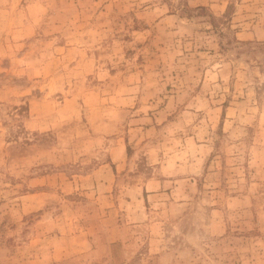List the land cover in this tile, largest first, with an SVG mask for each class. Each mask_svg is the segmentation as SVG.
<instances>
[{
  "label": "rangeland",
  "instance_id": "obj_1",
  "mask_svg": "<svg viewBox=\"0 0 264 264\" xmlns=\"http://www.w3.org/2000/svg\"><path fill=\"white\" fill-rule=\"evenodd\" d=\"M0 264H264V0H0Z\"/></svg>",
  "mask_w": 264,
  "mask_h": 264
}]
</instances>
